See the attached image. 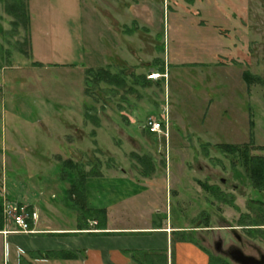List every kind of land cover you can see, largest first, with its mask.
<instances>
[{
    "label": "rangeland",
    "instance_id": "374dc122",
    "mask_svg": "<svg viewBox=\"0 0 264 264\" xmlns=\"http://www.w3.org/2000/svg\"><path fill=\"white\" fill-rule=\"evenodd\" d=\"M24 1L30 22L18 28L15 1H0L4 228L21 232L7 203L21 202L32 215L25 189L69 203L71 174L96 168L158 185L142 221L168 214L180 230L174 244L193 240L227 264H237L225 251L231 246L264 254V232L250 236L246 226L264 221V191L252 185L242 154L220 147L249 142L251 131L264 146V0ZM108 62L126 86L87 71ZM152 72L163 77L149 83ZM122 110L134 111L133 119ZM151 114L168 116L162 134L145 126ZM219 190L233 202L217 197Z\"/></svg>",
    "mask_w": 264,
    "mask_h": 264
},
{
    "label": "crops",
    "instance_id": "0c3cea01",
    "mask_svg": "<svg viewBox=\"0 0 264 264\" xmlns=\"http://www.w3.org/2000/svg\"><path fill=\"white\" fill-rule=\"evenodd\" d=\"M123 61L130 65L125 58ZM107 65L113 73H119L115 64L108 62ZM120 113L131 117L134 111ZM20 146L18 141L14 144L16 148ZM68 146L74 145L69 143ZM165 182L168 197L171 184L167 178ZM156 188L158 185L143 184L127 173L88 177L83 209L91 214L86 220L75 199L68 197L69 203L54 204L41 197L42 190L38 193L35 187L27 188L24 191L28 207L35 214L30 220L33 232H17L14 227L0 230V264H134L133 251L149 254L156 262L160 260L157 255L163 253L168 258L167 264H171L170 244H174V235L180 230L174 229L168 214L153 218L151 223L142 221L147 215L145 207L153 208ZM132 218L137 222L133 223ZM174 249L178 254L177 264L212 262L209 250L193 240L179 239ZM174 254L172 250L173 264Z\"/></svg>",
    "mask_w": 264,
    "mask_h": 264
},
{
    "label": "trees",
    "instance_id": "16d2710c",
    "mask_svg": "<svg viewBox=\"0 0 264 264\" xmlns=\"http://www.w3.org/2000/svg\"><path fill=\"white\" fill-rule=\"evenodd\" d=\"M14 1H15L13 3L14 8H16L17 11L13 10V12H14V15L16 16V18L18 19V21L15 20L13 23H15L17 28H18L19 22H22L25 24L27 23L29 25L28 22H30V18H29V11H28L27 2H25L24 0H14ZM0 68H1V64H0ZM87 71L89 72V74L91 73L92 75L97 77L99 81H105L111 85L116 84V85H119V86L121 85L124 87L127 84V80L125 78L126 76L123 75L122 72H121L122 74L113 73V71L110 68H105V67H99L97 69L89 68ZM245 75L247 76L248 73H246ZM260 79L262 80L263 78L260 77ZM253 124H254L253 121H251V125H253ZM220 147L222 149L230 152V153H241L242 156L244 157V163H245V166L247 167V173L249 175V178L252 181V185L256 189H258L260 191H264V155L252 153V149H255V148L256 149H264V146H260V145L256 144L254 132L251 131V136H250L249 142H245L243 144L225 143V144H220ZM137 157L140 160V162L146 166H148L147 162H151L149 157L146 155L137 156ZM64 163H65L66 167H68V166H71L74 168L77 167L76 164H74L72 162V160H66ZM69 174H71V173H69ZM91 176H101L100 170H98L96 168H92L91 170H84V171L82 170L80 172L79 176L71 174V178H70L71 185L68 188V194H69L68 197L75 199L76 204L80 205L82 207L83 219H85V220L91 214V213L86 212L83 209V207H85L86 180L88 179V177H91ZM204 187H207L206 189H208V190H211V189L215 190L216 189L215 187H213V185H209V184L204 186ZM1 191L2 190L0 188V230H2L4 228V225H5V213H4L5 199L2 196ZM214 194H216V193L214 192ZM224 194L225 193L220 191V194L218 193L217 197L222 198V196H223L222 200L224 202L232 203L233 199H227V196ZM258 216L261 218V220H263L262 219L263 214L262 215L258 214ZM261 225H264V221L258 220V222L253 221L251 223H247L246 226L248 227L247 228L248 229V231H247L248 235L254 236L259 232L263 233L264 231L261 230V229H263L261 227ZM162 255L159 256L160 261L156 262V260L153 258V256H151L149 254H144L143 252H140V251H133L132 252V258L136 264H167V262H168L167 256L164 254H162ZM147 261H148V263H146ZM211 261L213 263L218 262L217 264H227V262H226L227 260L224 261V259H222V257H212L211 256Z\"/></svg>",
    "mask_w": 264,
    "mask_h": 264
},
{
    "label": "built area",
    "instance_id": "2783aa9c",
    "mask_svg": "<svg viewBox=\"0 0 264 264\" xmlns=\"http://www.w3.org/2000/svg\"><path fill=\"white\" fill-rule=\"evenodd\" d=\"M163 76V74H159L157 72H152L148 75L149 79H159ZM164 119V120H163ZM163 121H168V116L162 118L161 116H158L156 114H151L148 116L145 126L155 134H162L163 133ZM6 211L8 215L14 214L15 216V223L17 227L20 228L21 232L30 233L33 232L30 224V218H35V214L30 215L29 212L26 211L25 207L22 206V204L16 203V204H9L7 203Z\"/></svg>",
    "mask_w": 264,
    "mask_h": 264
},
{
    "label": "water",
    "instance_id": "95a60500",
    "mask_svg": "<svg viewBox=\"0 0 264 264\" xmlns=\"http://www.w3.org/2000/svg\"><path fill=\"white\" fill-rule=\"evenodd\" d=\"M231 260L237 264H264V254L259 258L246 254L240 248H233L230 251L226 252Z\"/></svg>",
    "mask_w": 264,
    "mask_h": 264
},
{
    "label": "flooded vegetation",
    "instance_id": "af4514ba",
    "mask_svg": "<svg viewBox=\"0 0 264 264\" xmlns=\"http://www.w3.org/2000/svg\"><path fill=\"white\" fill-rule=\"evenodd\" d=\"M3 197H4V195H3ZM4 199H5V204H6L7 199L6 198H4ZM16 203L22 204L21 202H16ZM238 238L240 239V237H238ZM215 248L218 249V250H220L222 252L223 251V242L222 241L216 242L215 243ZM231 249H233V246L229 247V249L228 250H225V251L227 252V251H230Z\"/></svg>",
    "mask_w": 264,
    "mask_h": 264
}]
</instances>
